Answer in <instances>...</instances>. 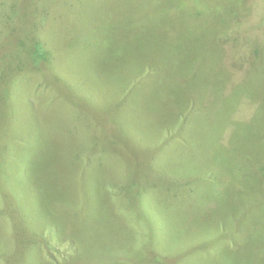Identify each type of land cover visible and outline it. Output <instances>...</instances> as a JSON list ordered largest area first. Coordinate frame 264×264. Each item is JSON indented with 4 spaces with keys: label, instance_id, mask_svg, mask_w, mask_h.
<instances>
[{
    "label": "rangeland",
    "instance_id": "1",
    "mask_svg": "<svg viewBox=\"0 0 264 264\" xmlns=\"http://www.w3.org/2000/svg\"><path fill=\"white\" fill-rule=\"evenodd\" d=\"M184 1L0 0V264H158L151 251L159 264H264V190L244 173L259 153L237 149L242 133L246 145L264 138V0H208L221 8L199 20ZM233 6L246 39L226 37ZM248 37L257 45L237 65ZM213 48L259 88L251 119L228 123L233 104L213 117L218 102L198 84ZM190 88L219 133L202 145L190 130L159 166L174 96Z\"/></svg>",
    "mask_w": 264,
    "mask_h": 264
},
{
    "label": "trees",
    "instance_id": "2",
    "mask_svg": "<svg viewBox=\"0 0 264 264\" xmlns=\"http://www.w3.org/2000/svg\"><path fill=\"white\" fill-rule=\"evenodd\" d=\"M184 4L187 8L191 9L190 17L192 20H199L200 16H208L209 13L216 14V9L221 8L220 5L215 4L214 2H210L208 0H185ZM225 6V5H223ZM222 6V7H223ZM238 9V11H236ZM226 14L233 15L229 17L227 20L230 22V28L228 29V35L226 37L231 41V38H234L240 34L241 40L246 39L247 33L251 32V29L244 32H239L241 27H244L247 22L243 20V12L239 11V8H235L234 6L231 9H224ZM236 14V15H235ZM164 20V19H162ZM161 20V21H162ZM237 20L236 22L244 23L238 30L233 29L234 23L233 21ZM160 21V22H161ZM159 22V23H160ZM232 26V27H231ZM193 25L190 26V31L193 29ZM142 37V36H141ZM140 37V38H141ZM253 37H248V41H244L243 45L240 44L238 48H234L233 59L234 62L239 65V62L246 57V55L250 54L244 51L249 47L251 50L254 49V46L257 44L252 43ZM254 40V38H253ZM258 42V40H255ZM207 44V41H204L202 45ZM262 44L261 42H259ZM225 45H229L228 42L225 40ZM176 47L175 42H171V44H166L165 49H172ZM264 48V47H263ZM213 62H211L212 70L210 78H207L205 81H199V85L201 87H211L213 91L212 98L218 102L216 106L217 110L214 114L215 120L225 115L227 112H231L233 110V105L237 107L239 112L237 114L230 113L227 115L228 123H239L237 121L241 119H250L253 116V112L256 108L260 107L258 102V98L255 97V92L259 88H257L253 81L246 77L244 78L242 73H239L237 70L234 69H227L219 63V49L213 48ZM41 60H45V54L40 52ZM47 59V57H46ZM149 64V63H148ZM148 64L144 67L143 71L141 72V67L136 69L133 67L132 72L126 75L127 85L133 87L138 84V80L141 78L142 74L147 70L149 73L154 70L153 65L148 67ZM160 64V63H159ZM161 65V64H160ZM162 66V65H161ZM176 68L171 72L167 73L166 77L162 78L165 79L161 83H158L160 86L163 85L165 88L169 89V77L175 73ZM141 72V73H140ZM131 78V80H130ZM87 82V81H86ZM199 85H194L195 88L193 90H199L196 87ZM118 90H122L124 85L119 83L116 85ZM137 89V88H136ZM177 97L179 99L176 100ZM175 103L177 107L176 115L172 122L169 121L171 124V129H165V137L160 138V144L156 150L154 160L158 163L159 166H163L167 161H163L161 158V153L167 147V144L173 143L176 146H179V142L183 143L185 141L186 135L189 133L190 130H193V139L194 142L198 140L202 142V145L206 144L207 142L211 141L218 133L219 129L216 125V122L210 118V107L212 105L209 102V99H201L200 105H198L197 100L195 99L194 95L192 94V89L190 88L187 91L181 90L180 93L175 94ZM226 106V107H224ZM224 107V109L222 108ZM246 111V112H244ZM154 116V115H153ZM243 122V121H241ZM193 124H199L202 126V132L204 136H199L194 129ZM226 127V126H225ZM161 131L154 132L153 134L157 137V133H161ZM186 134V135H185ZM159 138V137H158ZM244 135L241 134L240 137V144L237 148L239 151H247L248 149H256L259 153V162H261L260 169H253L250 172H244L249 178V180H253L257 187H260L264 190V138H257L258 144L252 145L248 142V145L245 144L243 141ZM247 147V148H246ZM246 148V149H245ZM168 172L170 169H166ZM162 179L174 182L176 179L173 176L169 175H162ZM173 204H175L173 202ZM59 230V229H58ZM60 231V230H59ZM61 232V231H60ZM120 255L121 252H119ZM119 253H114V255L119 256ZM149 263L154 262L158 263L163 262V260H159L158 257L154 252H150ZM159 256V255H158Z\"/></svg>",
    "mask_w": 264,
    "mask_h": 264
}]
</instances>
